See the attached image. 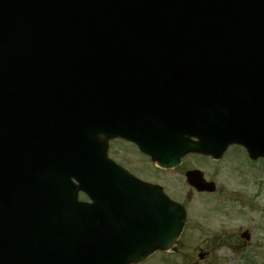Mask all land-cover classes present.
<instances>
[{
    "label": "water",
    "instance_id": "water-1",
    "mask_svg": "<svg viewBox=\"0 0 264 264\" xmlns=\"http://www.w3.org/2000/svg\"><path fill=\"white\" fill-rule=\"evenodd\" d=\"M13 32L65 64H41L40 84L18 104L0 91V264H131L173 248L184 212L160 192L141 188L139 206L130 205L114 230L106 200L80 204L76 190L65 187L73 176L84 189L98 184L107 192L114 177L126 198L132 195L126 175L112 173L102 159L93 179L77 162L108 128L103 115L115 88L109 83L118 79L109 64L113 52L139 53L144 63L162 50L161 65L186 64L194 72V83H184L195 96L188 134L200 142L188 144L182 130L172 134L185 147L170 166L188 152L220 156L234 143L264 157V0H0V45ZM62 33L70 35L68 44ZM75 49H95L105 59L87 80L66 52ZM53 107L60 120L49 115ZM53 157L60 159L54 165ZM187 177L200 191L214 190L198 171Z\"/></svg>",
    "mask_w": 264,
    "mask_h": 264
},
{
    "label": "rangeland",
    "instance_id": "rangeland-1",
    "mask_svg": "<svg viewBox=\"0 0 264 264\" xmlns=\"http://www.w3.org/2000/svg\"><path fill=\"white\" fill-rule=\"evenodd\" d=\"M110 156L161 185L190 213L176 252H157L143 264H264V159L251 161L242 148L232 146L218 161L190 155L178 169L158 176L148 174V160L134 146L113 142ZM189 169L201 170L216 190L201 194L187 185L183 178ZM245 231L249 241L241 239ZM199 248L210 256L201 261Z\"/></svg>",
    "mask_w": 264,
    "mask_h": 264
},
{
    "label": "flooded vegetation",
    "instance_id": "flooded-vegetation-1",
    "mask_svg": "<svg viewBox=\"0 0 264 264\" xmlns=\"http://www.w3.org/2000/svg\"><path fill=\"white\" fill-rule=\"evenodd\" d=\"M153 182H154V181H153ZM154 183H156V182H154ZM200 251H201V250H200ZM200 251H199V252H200ZM207 254H209V253L207 252Z\"/></svg>",
    "mask_w": 264,
    "mask_h": 264
}]
</instances>
